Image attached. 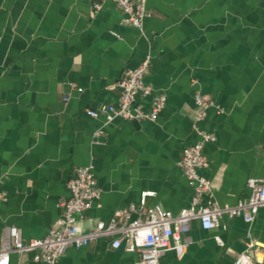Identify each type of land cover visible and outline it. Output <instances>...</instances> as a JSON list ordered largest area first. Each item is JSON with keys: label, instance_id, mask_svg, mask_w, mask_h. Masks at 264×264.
I'll return each mask as SVG.
<instances>
[{"label": "crops", "instance_id": "obj_1", "mask_svg": "<svg viewBox=\"0 0 264 264\" xmlns=\"http://www.w3.org/2000/svg\"><path fill=\"white\" fill-rule=\"evenodd\" d=\"M101 2L95 10L94 0H0V247L10 225L24 241L47 234L79 166L92 164L102 188L79 221L83 232L146 191L145 211L189 206L195 189L179 163L200 138L198 92L223 109L211 107L202 122L217 137L202 170L213 199L236 205L251 196L248 179L264 176V0H149L141 29L125 23L114 0ZM147 54L145 81L168 95L158 119L90 116L117 103L119 82ZM151 99L138 100L149 110ZM187 236V249H168L159 264H234L250 238L264 243V206L252 223L224 215L204 229L193 220ZM111 241L69 247L61 260L140 264L139 251ZM11 264L43 263L26 251L12 253Z\"/></svg>", "mask_w": 264, "mask_h": 264}, {"label": "built area", "instance_id": "obj_2", "mask_svg": "<svg viewBox=\"0 0 264 264\" xmlns=\"http://www.w3.org/2000/svg\"><path fill=\"white\" fill-rule=\"evenodd\" d=\"M101 1L94 0L95 10L101 8ZM114 1L124 13L125 23L129 25L141 29L145 18L151 16L148 9L149 0ZM151 59V55L147 54L137 67L126 72L125 77L119 82L121 94L117 103L104 104L99 109H88V114L97 117L100 112H104L107 123L117 118L157 120L166 106L168 95L165 92H156L154 86L145 81ZM146 96L152 98L149 110L145 109L138 100ZM69 98V95H65L64 100L67 101ZM195 100L198 111L194 127L200 138L184 148L179 163L189 183L195 189L189 206L182 208L178 213H173L160 204L145 211L147 197L153 194L146 191L142 193L138 203L117 209L109 221L101 220L94 229L83 232L80 230L79 221L100 197L102 188L92 164L79 166L67 182L68 197L59 199L57 203L61 208V214L44 237L24 241L20 227L10 225L4 228L0 264H11L12 253L26 251H33L34 259L43 264H66L61 259L69 247H83L93 240L106 237L112 238L111 245L114 248L124 246L129 252L139 251L140 264H159L168 249L174 248L179 254L187 249L191 242L187 234L193 220H199L204 229L220 226L224 215L243 216L246 222L252 223L260 208L264 206V176L248 179L251 196L236 205H221L213 199V182L203 174L202 170L208 168L210 164L205 146L208 142L215 141L217 137L203 128L202 122L211 107H216L219 112L223 109L208 94L198 92ZM1 200H4V197H0ZM120 219H123L122 222ZM216 239L221 245L224 244L219 236ZM262 263H264V243L250 238L245 250L236 257L234 264Z\"/></svg>", "mask_w": 264, "mask_h": 264}]
</instances>
